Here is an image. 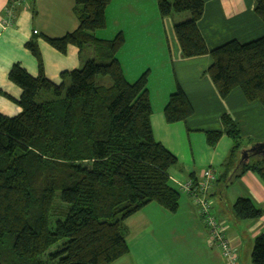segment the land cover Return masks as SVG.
<instances>
[{
	"label": "trees",
	"instance_id": "obj_1",
	"mask_svg": "<svg viewBox=\"0 0 264 264\" xmlns=\"http://www.w3.org/2000/svg\"><path fill=\"white\" fill-rule=\"evenodd\" d=\"M205 1L158 0L159 14H189L174 26L182 56L212 58L207 73L223 99L239 89L248 102L264 107V36L210 51L198 28ZM110 3L76 0L78 28L57 38L41 36L63 54L70 45L94 47L96 56L63 73L60 84L43 74L36 39L25 47L38 60L39 75L20 64L9 72L22 93L15 101L19 115L0 114V264H112L129 252L128 218L150 203L179 210L180 191L169 175L178 158L154 138L149 72L129 83L117 58L124 36L94 35L106 28ZM254 12L264 23V0H254ZM193 112L178 86L164 108L165 120L186 122ZM221 119L224 131L207 132V141L213 147L223 133L229 136L233 166L244 147L241 131L228 114ZM258 159L241 165L240 173L264 180V158ZM233 210L240 220L263 216L248 198L238 199ZM251 261L264 264V232L254 241Z\"/></svg>",
	"mask_w": 264,
	"mask_h": 264
},
{
	"label": "crops",
	"instance_id": "obj_2",
	"mask_svg": "<svg viewBox=\"0 0 264 264\" xmlns=\"http://www.w3.org/2000/svg\"><path fill=\"white\" fill-rule=\"evenodd\" d=\"M11 1L0 0V114L7 117L21 113L15 101L22 91L9 80L13 65L20 64L33 77L41 71L38 60L25 47L27 42L37 40L43 74L55 84L62 82L63 73L80 69L96 56L92 45L82 50L70 45L63 54L41 37L57 38L78 28L76 0H30L15 8ZM9 10L14 15L13 23L5 26ZM174 19L159 15L158 0H111L106 10V28L94 35L102 40H112L119 33L124 36L125 43L117 58L129 83L149 72L154 138L178 158V164L169 171L171 186L179 190L177 183L198 182L205 169H212L217 177L210 191L212 213L224 224L238 264H252L254 241L264 232V180L251 171L240 173L241 156L233 166H228L232 139L223 133L212 147L207 132H223L221 118L228 114L240 129L242 142L250 140L243 148L262 143L264 107L248 102L239 89L223 99L207 73L212 58L182 56ZM121 20L127 23L128 30H139L136 43L120 27ZM113 25L119 27L107 32ZM198 28L210 51L231 41L246 44L264 36V23L254 12V0H206ZM178 86L194 112L186 122L169 124L164 108ZM257 161L256 157L250 158V162ZM240 198L250 199L263 211V216L255 221L237 219L233 207ZM125 225L129 252L112 264H227L221 250L212 244L210 231L192 197L185 193L180 192L176 213L150 203L128 218Z\"/></svg>",
	"mask_w": 264,
	"mask_h": 264
},
{
	"label": "built area",
	"instance_id": "obj_3",
	"mask_svg": "<svg viewBox=\"0 0 264 264\" xmlns=\"http://www.w3.org/2000/svg\"><path fill=\"white\" fill-rule=\"evenodd\" d=\"M30 0H12L11 6L27 5ZM7 20L3 22L5 26H11L13 23V12L8 11ZM217 180L216 174L210 168L202 172V178L195 183L189 180L184 183H177L180 192L192 197L194 204L203 218V221L210 231L212 244L218 247L227 264H238V257L233 250L231 243L226 237L225 226L212 214V201L210 199V191L213 184Z\"/></svg>",
	"mask_w": 264,
	"mask_h": 264
},
{
	"label": "rangeland",
	"instance_id": "obj_4",
	"mask_svg": "<svg viewBox=\"0 0 264 264\" xmlns=\"http://www.w3.org/2000/svg\"><path fill=\"white\" fill-rule=\"evenodd\" d=\"M158 12H159V8H158ZM160 15V14H159ZM188 15V17H186ZM173 17L175 18L174 19V21H173V25H175V23H179V22H182V21H185V20H187L188 18H189V14L188 13H184V14H176V15H173ZM118 28L119 26H110L109 27V29H108V31L107 32H109V30L110 29H113V28ZM120 27L127 33V35H129V36H131V38H134L133 40L135 41V43L137 42V34L139 33L138 31V29L137 28H135L134 27V29H131V28H129V29H131V30H128V26H127V23H125V22H122V20L120 21ZM127 27V29H125V28ZM117 30V29H116ZM134 33V34H133ZM102 34V33H101ZM104 34H106V33H104ZM133 34V35H132ZM110 35H111V33H110ZM133 46V45H132ZM161 52H162V50H161V46H160V44L158 45V47H157V54H158V56H160L161 55ZM141 54V53H140ZM138 55L139 54H137L136 55V57H138ZM134 57H135V54H134ZM139 58H142V57H139ZM144 74V73H143ZM104 79H106L105 80V82H109V78H104ZM134 82V81H133ZM244 142H243V145H247L249 142H250V140H247V139H244L243 140ZM251 141H255V140H251ZM253 143V142H252ZM257 143V142H256ZM254 158V157H253ZM60 203V201H59V198H58V196H57V198L55 199V205H57V204H59ZM62 209H60V208H57L56 209V213L59 215V213H60V211H61ZM213 214V213H212ZM215 216V215H214ZM216 217V216H215ZM217 218V217H216ZM219 221H220V219L219 218H217Z\"/></svg>",
	"mask_w": 264,
	"mask_h": 264
},
{
	"label": "water",
	"instance_id": "obj_5",
	"mask_svg": "<svg viewBox=\"0 0 264 264\" xmlns=\"http://www.w3.org/2000/svg\"><path fill=\"white\" fill-rule=\"evenodd\" d=\"M240 156L238 167L248 164L250 162V158H264V142L255 143L248 148H243L240 152Z\"/></svg>",
	"mask_w": 264,
	"mask_h": 264
}]
</instances>
